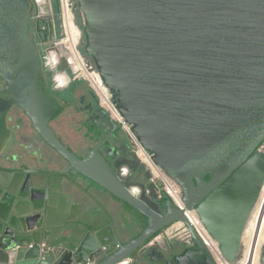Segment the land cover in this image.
<instances>
[{"label": "water", "instance_id": "water-1", "mask_svg": "<svg viewBox=\"0 0 264 264\" xmlns=\"http://www.w3.org/2000/svg\"><path fill=\"white\" fill-rule=\"evenodd\" d=\"M77 9L84 19V52L125 122L156 165L179 184L187 210L197 211L223 256L235 263L242 251L239 238L264 183V152L259 150L264 146V0H78ZM29 28L28 0H0V78L6 82L0 94V132L6 111L19 105L38 136L70 164L69 170L147 220L139 235L126 244L117 240V249L98 264H123L143 254L154 237L179 221L196 244L195 258L190 261L185 252L179 264H216L165 193L154 197L144 185L142 196L134 194L138 186L127 184L106 160L101 149L118 123L106 115L105 122L115 129L84 160L55 137L48 123L61 109L47 88ZM106 129L102 125L100 132ZM43 175L27 177L9 203L8 193L2 192L13 181L3 182L0 176V210L6 201L9 219L19 214L10 232L11 225L0 229V264H88L104 254L103 240L91 232L75 248L53 257L40 246H20L41 217L34 211L46 205L51 177L62 174ZM207 177L211 180L203 183ZM20 202L28 205L24 212Z\"/></svg>", "mask_w": 264, "mask_h": 264}, {"label": "flooded vegetation", "instance_id": "flooded-vegetation-1", "mask_svg": "<svg viewBox=\"0 0 264 264\" xmlns=\"http://www.w3.org/2000/svg\"><path fill=\"white\" fill-rule=\"evenodd\" d=\"M29 6L32 14L30 19L29 36L37 43L41 37L39 34L35 33L33 10L31 9V4ZM53 12L57 17L59 14L57 4L54 5ZM45 37L53 38V34H45L44 38ZM42 71L47 88L50 94L58 101L61 109L60 114L48 123V127L52 129L55 137L72 155L79 160H84L102 143L104 139H106L108 133L115 129L105 122L106 115L108 118H110V116L100 107L97 97L85 83L75 82L69 84L65 88H57L53 84L51 74L47 72L43 66ZM5 91L6 82L0 78V94ZM102 125L106 126V130H108V132H100ZM2 126L3 127L0 132V176L1 181L3 179V182L7 181V179H12L13 181V183L8 185L2 192V194L8 193L7 203H9L10 200L13 201L11 198L12 194L15 196L18 193L21 182L23 183L27 177H34L38 175V172L44 174V178L47 177V174H62L60 176L61 189L65 187V182H67L66 180L70 181L75 186L77 184L80 185L81 180L93 182L76 170H69L70 164L38 136L32 126L31 119L19 105L12 104L9 107L4 116ZM115 135L120 137V142L117 141ZM115 135L111 136L101 149V152L106 160L111 166H114L115 171L124 178V181L127 184L128 182H131L132 184H136L138 186V192L136 195L142 196V190H140V187L145 185L151 188V195L154 197L159 196L155 186L149 181L150 175L148 171L135 157L131 142L121 126L116 127ZM259 150L263 153L264 146ZM210 180L211 179L207 177L202 179V182L208 183ZM93 183L99 186L97 183ZM99 187L103 192V194L98 197L101 205L113 218L114 222L115 220L120 221L121 228H116L114 222L111 223V234L109 236L110 247H106L104 249V254L94 256L93 258L95 259L89 261L91 264H98L103 261L104 258L110 256L118 247L117 240L121 244H126L128 241L139 235L146 227L147 223L144 216L134 209L129 208L128 205L124 204L101 186ZM60 191L61 190H59V192ZM263 198L264 186L261 189L260 199L248 218L247 224L250 225L248 237L241 236L239 238L242 245L241 253L244 259L245 253L249 247L242 242L249 244L251 226L254 218L261 213L260 205ZM108 200L118 203L120 208L118 207L116 209V207L112 205V202ZM4 204L1 206V213L9 208L6 201ZM73 204L74 206L77 205L76 199L73 200ZM18 206L20 207V210L23 211L27 209L28 205L20 202ZM5 207L7 208L5 209ZM154 211L159 214L163 213L162 208H156ZM190 211H193L197 219L200 221L197 211ZM31 212L32 211H28L27 214H31ZM34 213H40L41 217L35 221V229L30 227V231L25 233L24 239L20 241V246L30 248L33 247V249H36L37 246H40L41 248L44 247L42 250L48 251L47 254L50 257L52 255L54 256L60 254L63 250L68 249L65 247L59 249L57 247L53 248L50 246L51 243L64 245L68 240H66V236L62 235L59 231H51L44 228V225H42L43 228H39L38 226L40 225L42 218V211L35 210ZM10 215L12 214L10 213ZM13 215L19 216L16 212ZM12 224H15V221H12L11 219H8L5 225H3V222L0 221V229L10 227ZM169 227L164 228L159 234ZM11 228L15 227H10L8 232L12 230ZM176 235L177 236L172 240L166 239L161 243L150 245L151 241L155 238L154 237L146 245L148 249L144 251L143 254H136L130 257L131 259L127 260L126 263L123 264H179L178 258L185 252L187 258L192 261V259L195 258L192 253V250L196 247L194 239L192 243H187L182 239V236H178L180 233H176ZM244 245H246L247 248H244ZM260 258H264V242L260 247Z\"/></svg>", "mask_w": 264, "mask_h": 264}, {"label": "built area", "instance_id": "built-area-1", "mask_svg": "<svg viewBox=\"0 0 264 264\" xmlns=\"http://www.w3.org/2000/svg\"><path fill=\"white\" fill-rule=\"evenodd\" d=\"M33 10L35 33L41 37L38 48L41 65L52 76L53 84L57 88H65L71 83L83 82L95 94L99 105L110 118L118 123L128 136L135 157L148 171L149 181L155 186L159 197L165 193L175 207L184 213L188 223L193 227L205 247L212 255L216 264H243L239 258L230 263L222 254L219 244L209 235L193 211L187 210L179 184L170 178L153 160V155L142 145L122 117L114 100L111 90L105 85L93 59L84 52V19L82 12L77 9L78 0H28ZM57 4L59 14L53 12ZM30 7V6H29ZM32 17L30 11V19ZM53 34V41L46 43L45 34ZM138 189H133L136 194ZM182 236L187 243L193 242L192 234L187 225L180 221L165 229L155 237L150 245L172 240L177 235ZM91 264V263H88Z\"/></svg>", "mask_w": 264, "mask_h": 264}, {"label": "crops", "instance_id": "crops-1", "mask_svg": "<svg viewBox=\"0 0 264 264\" xmlns=\"http://www.w3.org/2000/svg\"><path fill=\"white\" fill-rule=\"evenodd\" d=\"M60 178V176L52 177V188L46 205L38 208L42 211V218L40 221L41 225L38 227L43 228L42 225H44V228L51 231H59L62 235L66 236V240H68L64 245L51 243L50 246L53 248L57 247L59 249L64 247L73 249L79 242V238L88 232H91L94 237L101 238L103 240L104 248L110 247V225L114 221L113 218L106 212L105 208H103L98 199V197L103 194L102 189L93 182L87 180H81V184H77L76 186L66 180L67 182H65V187L61 189ZM59 190L61 191L59 192ZM74 199L77 200V205L75 206L73 204ZM112 205L115 206L116 209L118 207L120 208L116 202H112ZM10 213L11 208L9 206V208H7V210L0 216V221L3 222V225L7 223ZM16 213L18 214L17 211ZM25 214L29 215L27 213ZM15 218L16 216L13 215L11 220L15 221ZM114 224L116 228L121 225L120 221L116 220ZM11 226L16 227V224H12ZM252 244L253 240L251 241V245ZM260 247L261 246H259V252L255 250V258H260ZM42 248L44 249V247ZM250 248L251 246L249 249Z\"/></svg>", "mask_w": 264, "mask_h": 264}, {"label": "bare ground", "instance_id": "bare-ground-1", "mask_svg": "<svg viewBox=\"0 0 264 264\" xmlns=\"http://www.w3.org/2000/svg\"><path fill=\"white\" fill-rule=\"evenodd\" d=\"M260 209L264 212V198L260 205ZM261 211V212H262ZM264 214L260 213V215L256 216L253 220L251 226V236L249 239V247L245 253L246 260H243V264H261L260 258H255L254 251L259 252V246L264 242ZM263 216V217H262ZM253 240V244L251 245V241ZM258 248V250H257Z\"/></svg>", "mask_w": 264, "mask_h": 264}, {"label": "rangeland", "instance_id": "rangeland-1", "mask_svg": "<svg viewBox=\"0 0 264 264\" xmlns=\"http://www.w3.org/2000/svg\"><path fill=\"white\" fill-rule=\"evenodd\" d=\"M263 186H264V183H263ZM261 211H262V210L260 209V212H261ZM261 213L264 214L263 211H262ZM263 216H264V215H263ZM247 225H248V224H246V226H245V230H244L243 235H242V236H244V237H248V231H249V227H250V225H248V227H247ZM242 243L246 244L247 247H249V244H248V243H246V242H242ZM246 245H244V248H247ZM246 250H247V249H246ZM254 255H255V251H254ZM239 258H241L240 260H243L244 257L242 256V253H241V255H240ZM244 260H246V258H245ZM260 261H261V258H260Z\"/></svg>", "mask_w": 264, "mask_h": 264}]
</instances>
